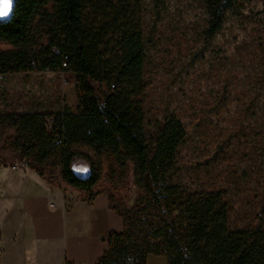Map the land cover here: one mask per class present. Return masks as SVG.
I'll return each instance as SVG.
<instances>
[{
    "label": "trees",
    "instance_id": "1",
    "mask_svg": "<svg viewBox=\"0 0 264 264\" xmlns=\"http://www.w3.org/2000/svg\"><path fill=\"white\" fill-rule=\"evenodd\" d=\"M198 1L205 15L204 38L220 29L227 13H240L255 1L262 2L264 20V0ZM138 11L133 0H12L10 16L0 19V41L9 45L0 50V73L70 68L77 99L75 110L49 116L36 110L0 112L3 162L26 160L50 184L63 182L84 191L97 181L90 153L132 163L140 191L130 206L119 208L106 192L122 228L108 231L107 246L95 264H126L129 256L132 264H146L148 254L164 255L166 264H264V208L256 223L231 227L222 189L188 188L174 179L184 135L179 119L163 120L152 151L144 140ZM89 79L99 83L96 89ZM252 89L244 106L245 128L264 194V86ZM77 155L91 166L87 179L71 171Z\"/></svg>",
    "mask_w": 264,
    "mask_h": 264
},
{
    "label": "rangeland",
    "instance_id": "2",
    "mask_svg": "<svg viewBox=\"0 0 264 264\" xmlns=\"http://www.w3.org/2000/svg\"><path fill=\"white\" fill-rule=\"evenodd\" d=\"M133 1L139 9L144 52L140 105L145 142L152 151L163 120L177 117L184 135L175 155L174 179L188 188L222 189L231 227L256 223L264 194L254 144L246 136L249 117L244 106L252 87L264 86L262 2L227 13L220 29L204 38L205 15L198 0ZM8 47L0 41V50ZM88 81L94 89L99 85ZM76 87L70 68L0 73V112L36 110L49 116L65 108L75 110ZM2 156L0 165L26 167L20 162L11 167ZM90 156L97 181L87 193L102 189L112 194L116 207L130 206L140 191L132 163L105 154ZM85 165L89 163L84 156L72 158L71 166ZM148 264L166 260L151 255Z\"/></svg>",
    "mask_w": 264,
    "mask_h": 264
},
{
    "label": "crops",
    "instance_id": "3",
    "mask_svg": "<svg viewBox=\"0 0 264 264\" xmlns=\"http://www.w3.org/2000/svg\"><path fill=\"white\" fill-rule=\"evenodd\" d=\"M121 228L105 190L88 196L27 166L0 165V264H95L108 231ZM151 255L164 256L148 254L147 264Z\"/></svg>",
    "mask_w": 264,
    "mask_h": 264
},
{
    "label": "clouds",
    "instance_id": "4",
    "mask_svg": "<svg viewBox=\"0 0 264 264\" xmlns=\"http://www.w3.org/2000/svg\"><path fill=\"white\" fill-rule=\"evenodd\" d=\"M11 7H12V0H0V19L6 18L10 16L11 12ZM71 171L73 174L79 176L82 179H87L88 176L91 173V166L90 165H85V166H72ZM132 257H126V264H132Z\"/></svg>",
    "mask_w": 264,
    "mask_h": 264
},
{
    "label": "built area",
    "instance_id": "5",
    "mask_svg": "<svg viewBox=\"0 0 264 264\" xmlns=\"http://www.w3.org/2000/svg\"><path fill=\"white\" fill-rule=\"evenodd\" d=\"M32 49H33V50H36L35 46H33ZM31 60H32L31 63L33 64V63H34V60H33V59H31ZM61 66H62V67H65V62H64V61L61 62ZM19 162H20V164H22V165H26V163H27L26 160H21V161H19ZM15 163H17V162H14V163L11 164L10 166H11V167H14V166H15Z\"/></svg>",
    "mask_w": 264,
    "mask_h": 264
}]
</instances>
